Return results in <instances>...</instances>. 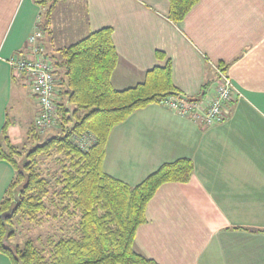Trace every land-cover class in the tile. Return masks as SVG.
<instances>
[{
  "label": "crops",
  "instance_id": "1",
  "mask_svg": "<svg viewBox=\"0 0 264 264\" xmlns=\"http://www.w3.org/2000/svg\"><path fill=\"white\" fill-rule=\"evenodd\" d=\"M41 12L33 0H0V138L7 120L14 146L38 107L10 62L39 29ZM168 13L169 0H59L42 47L52 65L57 50L110 29L117 55L111 83L118 91L169 63L178 94L199 98L214 89L216 68L224 72L236 92L227 119L202 128L161 104L148 105L111 130L103 170L133 187L163 164H193L188 182L162 184L147 203L133 241L144 258L264 264V0H199L177 24ZM13 177L0 159V202ZM0 264L11 261L0 253Z\"/></svg>",
  "mask_w": 264,
  "mask_h": 264
},
{
  "label": "trees",
  "instance_id": "2",
  "mask_svg": "<svg viewBox=\"0 0 264 264\" xmlns=\"http://www.w3.org/2000/svg\"><path fill=\"white\" fill-rule=\"evenodd\" d=\"M33 1L42 10L38 28L48 34L51 9L59 0ZM198 2L169 0V19L181 22ZM111 33L102 29L56 51L52 66L62 70L57 103L60 134L40 141L33 125L29 133L35 143L22 152L9 140L7 120L2 128L0 159L12 166L14 177L0 202V253L11 264H155L134 251L135 232L146 222V205L157 189L165 183L188 182L193 164L189 159L163 164L133 187L104 172L111 130L134 111L178 94L169 63L147 72L132 88L114 89L111 75L117 55ZM88 133L95 143L82 149L75 138ZM52 154L58 157L60 170L48 180L42 175L39 159ZM50 196L54 205L57 199L61 216L71 222L68 231L47 237L41 248L33 239L13 244V219L39 224L48 216L46 200ZM52 217L58 218L56 214Z\"/></svg>",
  "mask_w": 264,
  "mask_h": 264
},
{
  "label": "built area",
  "instance_id": "3",
  "mask_svg": "<svg viewBox=\"0 0 264 264\" xmlns=\"http://www.w3.org/2000/svg\"><path fill=\"white\" fill-rule=\"evenodd\" d=\"M42 39V31L34 30L24 51L10 62L14 75L24 80L29 94L36 101L38 111L34 124L39 134L59 126V81L53 66L46 58ZM216 71L218 81L212 91L209 87L199 98H187L177 94L162 100L160 104L177 116L197 122L202 128L224 121L228 117L226 107L234 100L236 92L226 74L217 68ZM75 140L82 149L95 143L94 136L89 133L77 136Z\"/></svg>",
  "mask_w": 264,
  "mask_h": 264
},
{
  "label": "rangeland",
  "instance_id": "4",
  "mask_svg": "<svg viewBox=\"0 0 264 264\" xmlns=\"http://www.w3.org/2000/svg\"><path fill=\"white\" fill-rule=\"evenodd\" d=\"M47 34H45L46 36ZM47 37V36H46ZM52 61V60H50ZM62 70L57 72V75H61ZM16 100L12 103V105H15ZM28 120L29 118L25 117L24 121ZM27 122H22L23 124H27ZM35 124H31V127ZM29 127V126H28ZM30 127L27 129V133L25 138L22 140L21 145L18 147L21 149L22 152H26L34 143L32 135L29 133ZM60 127H56L55 129L48 130L43 132L42 134H39L40 141H43L45 138L49 136H54L60 134ZM24 154V153H23ZM57 156L55 154H52L51 156H40V164L39 168L42 172V175L48 179L51 180L53 173L55 171L60 170V164L57 163ZM21 158H18V161H21ZM50 196L46 200V206H47V213L48 216H43L42 221L39 224H35L33 222H29L25 219H19V217L13 219L12 225L13 229L15 230V237L12 240L13 244L22 245L27 239H33L36 245L41 248L45 243L42 245L44 240L49 236H59L65 232L68 231V227H71V222L67 221L66 218H63L61 216V211L56 207L58 204L57 199H55L56 204L54 205L52 202H50ZM56 214L58 218H53L52 216ZM67 221V222H66Z\"/></svg>",
  "mask_w": 264,
  "mask_h": 264
}]
</instances>
